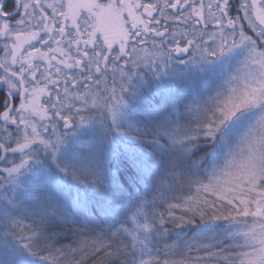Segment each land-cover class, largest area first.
Here are the masks:
<instances>
[{
  "label": "snow or ice",
  "instance_id": "obj_1",
  "mask_svg": "<svg viewBox=\"0 0 264 264\" xmlns=\"http://www.w3.org/2000/svg\"><path fill=\"white\" fill-rule=\"evenodd\" d=\"M0 264H264V0H0Z\"/></svg>",
  "mask_w": 264,
  "mask_h": 264
},
{
  "label": "trees",
  "instance_id": "obj_2",
  "mask_svg": "<svg viewBox=\"0 0 264 264\" xmlns=\"http://www.w3.org/2000/svg\"><path fill=\"white\" fill-rule=\"evenodd\" d=\"M187 234H188V235H192V233H191V232H188Z\"/></svg>",
  "mask_w": 264,
  "mask_h": 264
},
{
  "label": "flooded vegetation",
  "instance_id": "obj_3",
  "mask_svg": "<svg viewBox=\"0 0 264 264\" xmlns=\"http://www.w3.org/2000/svg\"><path fill=\"white\" fill-rule=\"evenodd\" d=\"M10 4H11V0H9V7H10Z\"/></svg>",
  "mask_w": 264,
  "mask_h": 264
}]
</instances>
